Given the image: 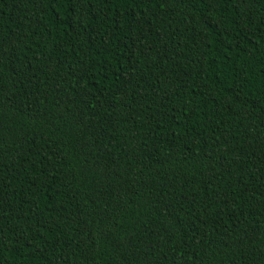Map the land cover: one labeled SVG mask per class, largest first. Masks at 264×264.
<instances>
[{
  "label": "trees",
  "instance_id": "16d2710c",
  "mask_svg": "<svg viewBox=\"0 0 264 264\" xmlns=\"http://www.w3.org/2000/svg\"><path fill=\"white\" fill-rule=\"evenodd\" d=\"M0 264H264V0H0Z\"/></svg>",
  "mask_w": 264,
  "mask_h": 264
}]
</instances>
